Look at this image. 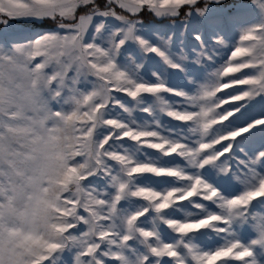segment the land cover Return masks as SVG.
<instances>
[{
    "label": "snow or ice",
    "instance_id": "1",
    "mask_svg": "<svg viewBox=\"0 0 264 264\" xmlns=\"http://www.w3.org/2000/svg\"><path fill=\"white\" fill-rule=\"evenodd\" d=\"M0 264H264V0H0Z\"/></svg>",
    "mask_w": 264,
    "mask_h": 264
}]
</instances>
